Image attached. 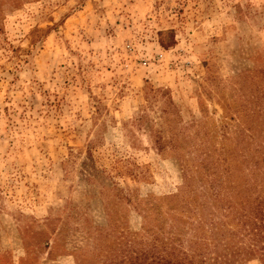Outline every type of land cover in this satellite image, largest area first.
I'll use <instances>...</instances> for the list:
<instances>
[{"label": "rangeland", "instance_id": "374dc122", "mask_svg": "<svg viewBox=\"0 0 264 264\" xmlns=\"http://www.w3.org/2000/svg\"><path fill=\"white\" fill-rule=\"evenodd\" d=\"M224 152L264 157V0H0V264L187 251Z\"/></svg>", "mask_w": 264, "mask_h": 264}, {"label": "trees", "instance_id": "16d2710c", "mask_svg": "<svg viewBox=\"0 0 264 264\" xmlns=\"http://www.w3.org/2000/svg\"><path fill=\"white\" fill-rule=\"evenodd\" d=\"M157 143V149L162 151L159 140ZM225 155V152L218 154L226 163L222 168L224 184L220 190L210 183L209 188L201 194L204 202L199 205L205 207L208 203L211 209L208 218L197 223L200 225L197 227L199 235L189 244V249L180 250L166 242L159 256L149 250L143 253L135 250L131 264H145L142 260L138 261V254L141 253L143 260L149 254L147 264H243L252 258H258L264 264V157L254 158L251 155L245 160L241 159L245 165H251L246 177L238 176L234 168L229 167ZM200 164L207 169L204 162ZM193 196L195 198L184 195L175 197L174 206L190 215L188 206L193 205L198 194L193 193ZM171 228H174L170 231L174 236L179 228L177 225ZM149 249L154 248L151 246ZM205 254L210 255L207 260L204 259Z\"/></svg>", "mask_w": 264, "mask_h": 264}]
</instances>
